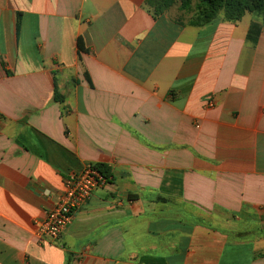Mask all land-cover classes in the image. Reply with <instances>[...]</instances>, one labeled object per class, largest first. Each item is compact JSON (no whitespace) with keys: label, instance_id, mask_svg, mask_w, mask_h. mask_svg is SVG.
Wrapping results in <instances>:
<instances>
[{"label":"crops","instance_id":"obj_1","mask_svg":"<svg viewBox=\"0 0 264 264\" xmlns=\"http://www.w3.org/2000/svg\"><path fill=\"white\" fill-rule=\"evenodd\" d=\"M146 2L0 0V264H264V26ZM91 165L110 183L39 238Z\"/></svg>","mask_w":264,"mask_h":264},{"label":"built area","instance_id":"obj_2","mask_svg":"<svg viewBox=\"0 0 264 264\" xmlns=\"http://www.w3.org/2000/svg\"><path fill=\"white\" fill-rule=\"evenodd\" d=\"M209 106H214V102L211 101ZM110 181L111 177L103 174L95 165L69 175L59 204L36 223V235L41 239L58 240L72 223L74 213Z\"/></svg>","mask_w":264,"mask_h":264},{"label":"trees","instance_id":"obj_3","mask_svg":"<svg viewBox=\"0 0 264 264\" xmlns=\"http://www.w3.org/2000/svg\"><path fill=\"white\" fill-rule=\"evenodd\" d=\"M196 1V15L190 21L193 26H200L208 23L223 14L226 20L237 22L240 21L248 12L256 13L264 26V0H220L223 5H217L214 0H147V6L155 15L163 14L171 10L176 4H179V10L190 12L193 8V2ZM223 6L220 12L219 8ZM261 31V25L253 22L248 33V39L257 41ZM57 99L59 97L57 96ZM103 174L111 177L110 169L105 165H95Z\"/></svg>","mask_w":264,"mask_h":264},{"label":"rangeland","instance_id":"obj_4","mask_svg":"<svg viewBox=\"0 0 264 264\" xmlns=\"http://www.w3.org/2000/svg\"><path fill=\"white\" fill-rule=\"evenodd\" d=\"M225 1V0H223ZM214 2L217 4V5H223V3L220 1V0H214ZM195 4H196V1L193 2V8L190 12H184V11H181L179 10V4H176L174 7L171 8L172 12L176 15V17H178L181 21H184V22H188L190 21L192 18H194V16L196 15V7H195ZM223 6H221L219 8V11L221 12L223 10L222 8ZM247 14H251L255 17H258L256 13H252L251 11L248 12ZM262 18L260 17L259 20H261Z\"/></svg>","mask_w":264,"mask_h":264}]
</instances>
